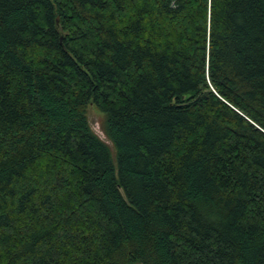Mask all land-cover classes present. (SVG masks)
<instances>
[{
    "label": "trees",
    "instance_id": "1",
    "mask_svg": "<svg viewBox=\"0 0 264 264\" xmlns=\"http://www.w3.org/2000/svg\"><path fill=\"white\" fill-rule=\"evenodd\" d=\"M0 264H264V0H0Z\"/></svg>",
    "mask_w": 264,
    "mask_h": 264
},
{
    "label": "rangeland",
    "instance_id": "2",
    "mask_svg": "<svg viewBox=\"0 0 264 264\" xmlns=\"http://www.w3.org/2000/svg\"><path fill=\"white\" fill-rule=\"evenodd\" d=\"M86 116L91 130L101 139L111 150L114 156V150L104 133V115L93 105H89L86 110Z\"/></svg>",
    "mask_w": 264,
    "mask_h": 264
}]
</instances>
